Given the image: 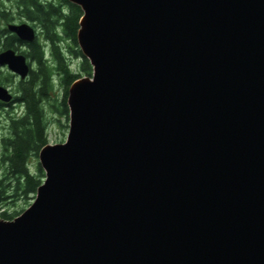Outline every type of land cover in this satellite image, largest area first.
<instances>
[{
  "label": "water",
  "instance_id": "1",
  "mask_svg": "<svg viewBox=\"0 0 264 264\" xmlns=\"http://www.w3.org/2000/svg\"><path fill=\"white\" fill-rule=\"evenodd\" d=\"M69 1L93 73L33 203L0 217V264H264V0Z\"/></svg>",
  "mask_w": 264,
  "mask_h": 264
},
{
  "label": "trees",
  "instance_id": "2",
  "mask_svg": "<svg viewBox=\"0 0 264 264\" xmlns=\"http://www.w3.org/2000/svg\"><path fill=\"white\" fill-rule=\"evenodd\" d=\"M82 13L81 7L69 0H11V6H3V9L0 7V51L24 48L20 52L35 66L26 80L18 84L19 100L24 103L26 110L24 115L12 121L17 139L4 145L3 161L7 163V167L5 177L0 180V217L4 219L11 220L23 212L4 210L8 200L13 197L34 198L45 178L40 164L38 173L30 171V159L38 157L39 151L50 143L45 102L50 101L57 79L64 87L63 99L57 107L68 113L67 96L70 85L85 74L92 76V65L77 41ZM15 18L31 21L40 30L34 41L21 40L4 26ZM68 39L78 46L71 51L72 58L81 61L78 71L74 68L76 61H69L62 48V44ZM6 77L7 75L0 74V83L6 84Z\"/></svg>",
  "mask_w": 264,
  "mask_h": 264
},
{
  "label": "rangeland",
  "instance_id": "3",
  "mask_svg": "<svg viewBox=\"0 0 264 264\" xmlns=\"http://www.w3.org/2000/svg\"><path fill=\"white\" fill-rule=\"evenodd\" d=\"M3 6H11V0H0V7L1 9H3ZM17 16V15H16ZM21 22H29L31 25H33V23L31 21H28L24 18H15L14 21L9 22V23H21ZM9 23H5V27L8 26ZM2 24H4V22H2ZM34 27V26H33ZM37 29V28H36ZM9 30V29H8ZM10 31V30H9ZM38 31H40L38 29ZM79 46V45H78ZM78 46L75 45V43H73L71 40H65L64 43L62 44V48L64 50V53H66V57L69 61H76L74 63V68L75 70L78 71V65H80V60H75L74 58H72V52L73 49L78 48ZM20 50H25L24 48H20ZM20 50H17L20 52ZM48 56L50 57V53L48 51ZM31 62V60H30ZM31 66L32 68H34V64L31 62ZM84 76H87V74H85ZM9 75H7L6 80L8 79ZM12 80V77H10ZM16 81V80H15ZM3 84V83H2ZM13 85H16L17 82H13ZM6 85V84H4ZM55 89L52 92V96L50 101H46L45 102V109L46 112L48 114L49 117V129H48V135L50 138V143H60L66 140L68 132H69V111L68 113H64L62 111L59 110V108L57 106H59L60 101L63 99L64 96V87L60 84V81L57 79L56 83H55ZM7 87V86H5ZM8 88V87H7ZM9 89V88H8ZM49 102H51L54 105H51ZM17 108V109H15ZM12 111H14V113L17 115L19 114L21 111H23L24 106L18 104L17 107H15ZM69 110V108H68ZM6 115V113H3V115ZM23 115V114H22ZM3 152H4V145L0 146V180H2L5 177V172H6V167H7V163L5 161H3ZM38 166H39V157H31L30 159V171L33 173H38ZM35 198V195H34ZM34 198H23V197H13L10 198L4 208V210L9 211V212H14V211H24L27 207H29L33 201Z\"/></svg>",
  "mask_w": 264,
  "mask_h": 264
},
{
  "label": "flooded vegetation",
  "instance_id": "4",
  "mask_svg": "<svg viewBox=\"0 0 264 264\" xmlns=\"http://www.w3.org/2000/svg\"><path fill=\"white\" fill-rule=\"evenodd\" d=\"M38 32V29H37ZM4 50V49H3ZM2 51V50H1ZM0 74L9 75L6 85L0 83L3 86H7L10 92L13 94V100L6 103L0 100V146L7 144L8 142L14 141L17 139L16 130L12 127V121L18 119L26 110L25 105L22 101L19 100L18 84L23 81L20 76L9 70L7 66H0ZM12 77V80L11 78ZM16 80V81H15ZM26 80V79H24ZM13 82H17L16 85H13ZM20 104L24 106V110L19 114H15L12 111L17 105ZM17 109V108H15ZM3 113H6V115Z\"/></svg>",
  "mask_w": 264,
  "mask_h": 264
},
{
  "label": "bare ground",
  "instance_id": "5",
  "mask_svg": "<svg viewBox=\"0 0 264 264\" xmlns=\"http://www.w3.org/2000/svg\"><path fill=\"white\" fill-rule=\"evenodd\" d=\"M83 53V52H82ZM85 56V55H84ZM87 58V57H86Z\"/></svg>",
  "mask_w": 264,
  "mask_h": 264
}]
</instances>
